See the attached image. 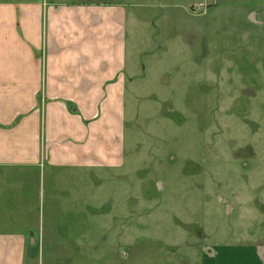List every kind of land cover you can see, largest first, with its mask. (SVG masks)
<instances>
[{
    "label": "rangeland",
    "instance_id": "rangeland-1",
    "mask_svg": "<svg viewBox=\"0 0 264 264\" xmlns=\"http://www.w3.org/2000/svg\"><path fill=\"white\" fill-rule=\"evenodd\" d=\"M215 2L0 0L16 20L27 6L118 9L120 24L93 34L119 32L126 49L110 164L66 172L56 190L9 175L6 199L40 244L26 264H201L205 247L264 241V11L250 20L263 0Z\"/></svg>",
    "mask_w": 264,
    "mask_h": 264
},
{
    "label": "crops",
    "instance_id": "crops-1",
    "mask_svg": "<svg viewBox=\"0 0 264 264\" xmlns=\"http://www.w3.org/2000/svg\"><path fill=\"white\" fill-rule=\"evenodd\" d=\"M107 8L27 6L16 20L19 9L0 4V264H26L40 247L24 205L6 199L14 169L29 183L48 175L56 190L66 172L111 162L103 161L102 151L112 129H123L126 49L119 32L114 42H98L93 34L103 35L105 23L120 24L118 9ZM17 21L21 35L14 40ZM45 24L53 31L48 42H37ZM113 138L121 145L122 136ZM202 253L201 264H264V241L214 245Z\"/></svg>",
    "mask_w": 264,
    "mask_h": 264
},
{
    "label": "water",
    "instance_id": "water-1",
    "mask_svg": "<svg viewBox=\"0 0 264 264\" xmlns=\"http://www.w3.org/2000/svg\"><path fill=\"white\" fill-rule=\"evenodd\" d=\"M220 1L221 0H216V2L212 5H209L208 7H215V6H218L220 4ZM264 11V0H263V4L262 6L260 7L259 10H257L256 12H254L253 14H251L250 16V20L255 22L256 21V18H257V15L261 14L262 12Z\"/></svg>",
    "mask_w": 264,
    "mask_h": 264
}]
</instances>
